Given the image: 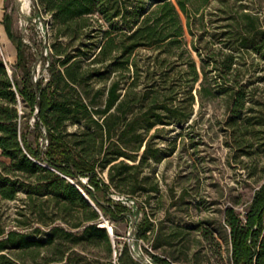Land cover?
Masks as SVG:
<instances>
[{
    "label": "trees",
    "instance_id": "obj_1",
    "mask_svg": "<svg viewBox=\"0 0 264 264\" xmlns=\"http://www.w3.org/2000/svg\"><path fill=\"white\" fill-rule=\"evenodd\" d=\"M210 1L35 0L38 10L50 16L54 33L45 82L33 79L22 38L13 32L12 16L3 15L16 63L9 74L0 60V155L6 159L0 160V198L16 200L22 195V209L48 231L42 239L28 240L19 230L0 225V264H26V255L33 264H111L113 251L117 264H142L128 243L117 246V232L113 229L112 240L100 226L101 217L117 221L131 214L126 204L110 197L112 193L126 200L139 195L146 204L151 198L148 192L158 190L145 172L148 159H161L148 133L156 124L190 117V111L180 112L175 100L183 94L191 103L200 71L191 55L185 58L182 52L186 33L198 35L201 41L203 12ZM241 19L248 20L239 34L244 47L263 33L256 32L255 17L242 15ZM193 48L200 56L195 44ZM261 48L264 40L256 50ZM143 49L152 51L146 62H140L137 54ZM205 52L208 64L227 84L231 53L218 59L211 49ZM171 60L177 68L163 69ZM200 69L207 80L204 64ZM112 73L116 77L110 85L90 98L91 81ZM231 85L227 100L232 114H237L246 95L238 80ZM103 94V104L98 105L95 98ZM82 116L95 125L100 141L89 132L83 143L68 138L66 123ZM80 178H86V183ZM224 222L229 229L231 264H264V181L242 214L233 207L225 209ZM25 224L17 221L19 227ZM151 228L145 214L135 238L146 239ZM145 252L155 264H173Z\"/></svg>",
    "mask_w": 264,
    "mask_h": 264
},
{
    "label": "rangeland",
    "instance_id": "obj_2",
    "mask_svg": "<svg viewBox=\"0 0 264 264\" xmlns=\"http://www.w3.org/2000/svg\"><path fill=\"white\" fill-rule=\"evenodd\" d=\"M5 13L11 14L13 32L22 38L25 62L33 79L42 78L45 82L52 59L50 44L54 40L50 16L38 10L35 0H29L27 9L22 8V0H0V60L9 74L15 71L16 49L2 24ZM203 14L205 32L201 41L198 35L193 37L186 33L182 52L185 58L188 53L191 55L200 71L192 90L193 100L189 103L183 94L175 100L180 112L190 111V117L183 122L173 120L169 125L156 124L148 133V136L153 135L151 146L159 148L161 159H148L145 172L151 183H157L158 190L148 192L151 198L146 204L139 195L126 200L112 193L113 200L123 197L120 201L131 209V214L117 221L102 216L100 223L107 232L108 229L117 232L119 248L122 243H128L130 250L134 249L143 257H150L145 252L147 249L173 264H231L225 209L233 207L242 214L254 191L264 181V48L256 50L264 40V0H211ZM242 15L255 17L256 32L263 33L244 47L239 34L243 32L241 28L248 26V20H242ZM249 35L253 36L252 32ZM207 49L218 59L231 53L232 69L227 84L208 64ZM151 52L147 49L138 52L140 62H146ZM170 62L163 69L177 68L174 60ZM201 63L205 66L207 80L201 72ZM115 77L112 73L108 78L92 80L89 97H95L96 90L106 89ZM235 80L240 82L246 96L244 107L232 114L227 96ZM104 98V94L95 98L96 103L103 104ZM33 120V116L29 118L30 123ZM65 131L74 143H83L87 132L100 141L97 128L88 117L67 122ZM29 139H33L32 134ZM0 160L6 159L0 155ZM101 174L105 177L106 171ZM80 179L86 183V178ZM21 198L22 195L16 200L0 198V225L7 230H19L28 240L44 238L48 229L22 209ZM145 214L152 228L146 239H137L134 234ZM18 220L26 224L19 227ZM112 245L115 246L114 241ZM114 253L111 264H117ZM42 254L35 261H39ZM25 257L26 264L35 263L30 256Z\"/></svg>",
    "mask_w": 264,
    "mask_h": 264
},
{
    "label": "built area",
    "instance_id": "obj_3",
    "mask_svg": "<svg viewBox=\"0 0 264 264\" xmlns=\"http://www.w3.org/2000/svg\"><path fill=\"white\" fill-rule=\"evenodd\" d=\"M44 143H46V140H44ZM120 200L123 199V197H119ZM132 254L134 255V257L139 260L142 264H155L151 257H143L141 256L138 252H135L134 249L131 250ZM115 257H116V254L114 253Z\"/></svg>",
    "mask_w": 264,
    "mask_h": 264
},
{
    "label": "water",
    "instance_id": "obj_4",
    "mask_svg": "<svg viewBox=\"0 0 264 264\" xmlns=\"http://www.w3.org/2000/svg\"><path fill=\"white\" fill-rule=\"evenodd\" d=\"M10 71H8V73H9ZM78 189H79V191L81 192V194L84 196V198L87 200V202L90 204V205H92L93 207H95L94 206V204H93V202L90 200V198L87 196V194L85 193V192H83L79 187H78ZM100 226H102V227H104L105 228V226L104 225H100ZM109 231H108V234H109V236L111 237V239L113 240V233H112V230L111 229H108Z\"/></svg>",
    "mask_w": 264,
    "mask_h": 264
},
{
    "label": "bare ground",
    "instance_id": "obj_5",
    "mask_svg": "<svg viewBox=\"0 0 264 264\" xmlns=\"http://www.w3.org/2000/svg\"><path fill=\"white\" fill-rule=\"evenodd\" d=\"M29 7V0H22V8L27 9Z\"/></svg>",
    "mask_w": 264,
    "mask_h": 264
}]
</instances>
